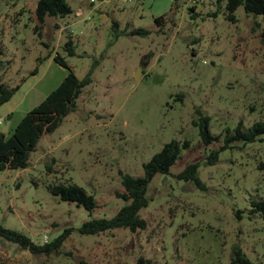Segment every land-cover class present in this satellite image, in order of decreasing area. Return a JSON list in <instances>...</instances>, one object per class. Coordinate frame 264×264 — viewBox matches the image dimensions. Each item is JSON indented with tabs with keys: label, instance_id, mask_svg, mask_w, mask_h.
<instances>
[{
	"label": "rangeland",
	"instance_id": "1",
	"mask_svg": "<svg viewBox=\"0 0 264 264\" xmlns=\"http://www.w3.org/2000/svg\"><path fill=\"white\" fill-rule=\"evenodd\" d=\"M36 2L0 0V79L21 83L8 103L15 114L40 102L66 74L54 53L79 77L97 63L74 109L39 138L28 165L0 170L1 224L39 243L73 229L50 254L0 236V264H138L140 257L143 264H229L235 246L264 264V220L248 214L250 198H264V139L236 141L206 162L223 144L226 127L264 120L263 16L238 5L231 21L225 0H67L71 13L40 24ZM111 18L119 22L115 28ZM69 32L74 55L63 47ZM199 111L220 134L207 144L198 134ZM172 138L189 145L170 173L148 183L150 200L140 210L145 228L77 230L88 217L114 214L124 203L115 193L120 171L141 174L142 162ZM195 160L203 189L172 175ZM64 180L93 194L91 214L46 188Z\"/></svg>",
	"mask_w": 264,
	"mask_h": 264
},
{
	"label": "trees",
	"instance_id": "2",
	"mask_svg": "<svg viewBox=\"0 0 264 264\" xmlns=\"http://www.w3.org/2000/svg\"><path fill=\"white\" fill-rule=\"evenodd\" d=\"M220 4L223 0H217ZM238 5H242L246 12L261 14L264 18V0H225L224 8L226 18L235 21L234 10ZM194 6L189 9L193 10ZM72 12L71 5L67 0H37L35 15L40 21L44 22L47 16H65ZM163 14L155 16L154 20L160 23ZM118 20L111 18L110 26L115 28ZM39 24V25H40ZM39 25L36 26L39 27ZM127 33L147 34L149 29L144 27L130 28L124 27ZM118 31H115L117 34ZM264 43V29L260 33ZM67 55H74L75 45L72 34L67 33V38L63 43ZM52 60L66 68V74L61 81L51 89L45 97L36 105L28 109L14 126H10L6 133L0 131V170L4 168H23L29 163V153L35 149L39 138L53 130L63 119V117L74 109L77 99L82 92V88L92 80V72L97 60H94L85 74L79 77L73 67L69 65L65 56L56 52ZM2 59H0V64ZM37 72V65L31 70V74ZM20 82L11 85L0 79V104L9 100L14 92L20 87ZM210 117L199 111L197 119L198 134L203 143H210L217 139L220 134H213L209 129ZM264 120L253 121L249 126H244L242 121L230 128H225L224 142L218 148H213L206 156L207 163H213L218 158L221 149L235 146L234 142L241 141L243 144L256 139H264ZM188 139L178 140L172 138L166 141L159 150L154 152L147 160L142 162V173L131 174L120 171L121 190H116L117 197L124 200V203L111 216H91L83 220L77 230L81 233L98 234L115 228H128L135 230L146 227V219L141 216L140 210L147 206L150 197L147 194L148 183L156 173H170V166L180 153L181 147L188 146ZM199 162L197 160L188 162L180 171L172 173L178 179L191 180L197 187L205 188V183L198 175ZM259 166L264 167V161H260ZM46 167L50 169L51 165ZM46 188L54 195L63 200L74 201L91 214L96 206L95 197L92 193L80 184L70 181H57L46 183ZM249 215H259L264 220V198H250ZM240 217V211L236 212ZM73 229L72 226L64 227L63 230L51 240L42 243L35 242L24 232L4 226L0 223V236L18 244L32 253L50 254L59 251L64 240ZM141 257L138 264H143ZM229 264H254L246 256L243 249L235 246L232 249Z\"/></svg>",
	"mask_w": 264,
	"mask_h": 264
},
{
	"label": "crops",
	"instance_id": "3",
	"mask_svg": "<svg viewBox=\"0 0 264 264\" xmlns=\"http://www.w3.org/2000/svg\"><path fill=\"white\" fill-rule=\"evenodd\" d=\"M34 74V73H33ZM13 95L11 96V98ZM11 98L4 103L0 104V131L6 133L8 128L14 126L22 116L21 114H15V107L9 105ZM23 114V113H22ZM7 128V129H6Z\"/></svg>",
	"mask_w": 264,
	"mask_h": 264
},
{
	"label": "built area",
	"instance_id": "4",
	"mask_svg": "<svg viewBox=\"0 0 264 264\" xmlns=\"http://www.w3.org/2000/svg\"><path fill=\"white\" fill-rule=\"evenodd\" d=\"M1 121V120H0ZM47 240V239H44V241Z\"/></svg>",
	"mask_w": 264,
	"mask_h": 264
},
{
	"label": "water",
	"instance_id": "5",
	"mask_svg": "<svg viewBox=\"0 0 264 264\" xmlns=\"http://www.w3.org/2000/svg\"><path fill=\"white\" fill-rule=\"evenodd\" d=\"M7 129V128H6Z\"/></svg>",
	"mask_w": 264,
	"mask_h": 264
}]
</instances>
